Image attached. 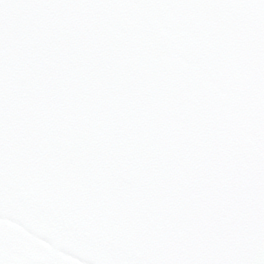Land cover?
Segmentation results:
<instances>
[{
	"label": "snow or ice",
	"instance_id": "6c2138e0",
	"mask_svg": "<svg viewBox=\"0 0 264 264\" xmlns=\"http://www.w3.org/2000/svg\"><path fill=\"white\" fill-rule=\"evenodd\" d=\"M0 264H264V0H0Z\"/></svg>",
	"mask_w": 264,
	"mask_h": 264
}]
</instances>
